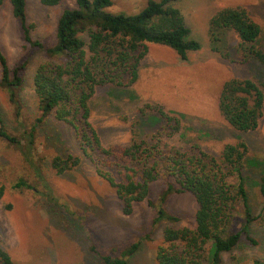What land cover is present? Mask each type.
Segmentation results:
<instances>
[{"label":"rangeland","instance_id":"obj_1","mask_svg":"<svg viewBox=\"0 0 264 264\" xmlns=\"http://www.w3.org/2000/svg\"><path fill=\"white\" fill-rule=\"evenodd\" d=\"M111 1L107 11L132 14L147 0ZM170 4L179 10L190 37L199 42V48L186 52L182 59L168 47L146 43L132 84L95 86L87 101L88 121L100 145L112 153L109 161L119 164H124L117 155L119 148L138 138L154 142L149 141L151 135L158 139L162 150L169 147L183 150L192 143L197 144L219 164L224 144L243 141L246 153L241 174L251 220L247 233L240 234L234 248L221 253L220 264H264V207L257 187V178L264 166L254 167L255 160L264 162V90L261 116L254 130L233 129L217 109V97L224 81L247 78L259 84L260 69L254 61L240 60L238 39L232 31L221 32L217 50L211 49L207 34L208 19L217 9L243 6L260 29L254 46L264 50V0H174ZM74 6V0H59L51 6L39 0H26L31 40L44 47L54 44L60 12ZM80 36L86 43L87 36L84 33ZM0 52L10 71L23 63L18 69L21 84L15 89L17 113L6 90L0 87L3 127L20 141L16 146L0 138V184L3 186L0 247L8 253L12 264H105L101 255L119 257L120 250L132 242L138 246L125 264H156L155 250L162 242L164 226L193 228L196 203L192 194H167L160 204L158 197L166 182L161 175L148 183L147 197L153 207L140 200L132 203L130 213L123 214L114 189L83 157L69 125L52 115L35 122L39 112L32 84L34 71L39 64L62 63L63 59L49 56L42 48L29 46L22 39L8 0L0 4ZM143 103L158 104L164 111L175 113L180 118L179 131L170 136L162 134L161 122L155 119L157 115L153 111H145L146 115L140 116ZM31 127L32 143L26 146ZM69 154L78 158V164L56 174L50 166L51 158ZM28 159L38 168L40 177ZM103 168L116 181L122 179L117 165ZM222 170L227 171L225 167ZM19 179L31 187L11 188ZM226 179L236 183L231 172ZM158 206L176 215L178 221H155ZM243 222V207L238 200L226 231H237ZM203 250V264H209L210 242L203 245Z\"/></svg>","mask_w":264,"mask_h":264},{"label":"trees","instance_id":"obj_2","mask_svg":"<svg viewBox=\"0 0 264 264\" xmlns=\"http://www.w3.org/2000/svg\"><path fill=\"white\" fill-rule=\"evenodd\" d=\"M25 1L8 0L11 14L21 29L22 39L29 46L42 48L49 56L63 59L62 63L39 64L34 71L32 84L39 112L35 122L52 115L54 119L69 125L83 157L92 164L95 173L114 189L121 201L123 214L130 213L132 203L140 200L153 207L147 197L148 183L161 175L166 182L158 197L160 204L167 194H192L196 203L193 228L164 226L162 242L155 250L156 264H203V245L207 242H210L209 264H220L221 253L234 248L240 234L247 233L246 227L251 220L241 174L246 144L243 141L224 144L219 164L197 144L192 143L183 150L173 147L162 150L158 139L151 135L149 141L154 142L138 138L128 146L119 148L117 155L124 164L118 161L112 163L108 159L112 153L100 145L88 121L87 101L95 86L106 83L132 84L137 77V67L145 53L146 43L168 47L182 59L186 52L199 48V42L190 37V30L185 26L179 10L170 4L174 0H147L140 10L132 14L107 11L111 0H74L73 8H64L60 12L55 24V42L48 47L31 40ZM58 1L39 0L48 6ZM224 31H232L236 35L240 60L257 63L262 79L259 84L247 78L224 81L218 93L217 109L233 129L251 131L256 128L261 116L264 90V50L254 46L260 29L243 6H225L217 9L207 22L211 49L217 50L221 43L220 34ZM82 33L87 36L86 43L80 36ZM22 67L23 63L10 71L0 52V87L6 90L9 102L16 107V113L15 89L21 84L18 69ZM123 77L126 79L123 80ZM145 111H153L157 115L155 119L161 122L162 134L170 136L179 131L180 118L175 113L166 112L160 105L151 103L141 105L140 116L144 117ZM32 128L27 133L26 146L32 143ZM0 138L20 145L18 138L3 127L1 116ZM28 160L34 173L40 177L38 168L31 159ZM78 161L70 154L64 158L54 156L50 166L56 174H60L76 166ZM113 164L120 169L122 179L119 181L103 168ZM263 166L264 162L255 160V168ZM224 167L226 172L222 170ZM230 172L236 177L235 184L226 179ZM257 180L264 207V171L260 172ZM21 187L31 186L22 179L11 185L15 189ZM2 193L3 186L0 184V197ZM238 200L243 207L244 222L237 231L227 232L231 211ZM159 219L172 223L178 221L176 215L161 206H158L154 220ZM137 246V242H132L120 250L119 257L101 255V260L105 264H125L126 258ZM0 264H12L8 253L1 247Z\"/></svg>","mask_w":264,"mask_h":264},{"label":"crops","instance_id":"obj_3","mask_svg":"<svg viewBox=\"0 0 264 264\" xmlns=\"http://www.w3.org/2000/svg\"><path fill=\"white\" fill-rule=\"evenodd\" d=\"M255 22V21H254Z\"/></svg>","mask_w":264,"mask_h":264}]
</instances>
